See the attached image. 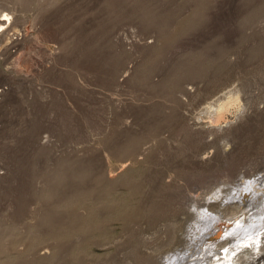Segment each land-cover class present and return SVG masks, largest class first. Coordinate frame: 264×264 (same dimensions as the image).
Returning a JSON list of instances; mask_svg holds the SVG:
<instances>
[{"label": "rangeland", "instance_id": "374dc122", "mask_svg": "<svg viewBox=\"0 0 264 264\" xmlns=\"http://www.w3.org/2000/svg\"><path fill=\"white\" fill-rule=\"evenodd\" d=\"M5 12L0 264H143L195 224L183 205L264 178V0H0ZM262 186L222 221L262 212L244 238L220 233L217 255L249 254L234 264H264Z\"/></svg>", "mask_w": 264, "mask_h": 264}, {"label": "bare ground", "instance_id": "6f19581e", "mask_svg": "<svg viewBox=\"0 0 264 264\" xmlns=\"http://www.w3.org/2000/svg\"><path fill=\"white\" fill-rule=\"evenodd\" d=\"M3 15L5 17H0V28L6 25V23H8L7 21L10 18V14L8 12L3 13ZM235 97L232 96L228 100L220 101L216 105V108H215L216 119H220L222 117V114L228 109L229 105L236 100ZM135 148H136V145H130L128 146L129 151L127 150V148L125 151L127 153L133 152ZM120 175H123V174H119L118 177ZM109 179L113 180V179H117V177H113ZM263 181H264V178H258V179L253 178L249 180L243 179L241 181L239 179L236 188L232 189V191L235 192V193L233 192L234 194L233 193H225V194L222 193L221 194L222 189L217 190L215 191V193L213 192L214 194L212 196H214V198H217V197L220 198L219 202L217 203L214 202V201H217L214 199L206 201L205 208L199 211H193V210L191 211L188 205L186 207L185 205H183L184 211H187L186 215L189 217L190 222L194 220V216H195V224L189 225V227L187 225L188 228L186 229L185 228L183 229L182 228L183 225H182L180 228V233H181L180 235L179 234L177 235L175 231L172 232V238H173L172 240L174 241L172 245L175 244L176 246V248L174 249V253L172 252V254H167L165 256L163 255L165 259H163L164 258L163 256L152 258L150 254L142 253V256L140 255L142 257V263L143 264L149 263L150 262L149 259H151L150 263H152L153 261V264H219V263L220 264H234L237 258L239 259V258H243V256L245 255L246 256L249 255L248 252L245 251L242 256H237V253H235L233 250L232 251L230 250L228 252H226L225 250L223 253L219 252V254L217 255L216 252H218V250L215 248V246H216V242L219 243L218 241L220 240L219 238L220 233H222V235L223 234L226 235V233H229V235L234 236V238L236 237L239 238L240 236L244 238V236L247 235L245 233H248L249 231L253 230L255 225L259 224L258 221L262 217L261 211L260 213H258L257 211V213L253 215V217H251V219L247 221V223L245 222V220L239 221V219L236 220L235 218V220H233L231 224L232 226H236L235 229L231 228V226H229L228 224H226L227 227L224 226L225 224L222 221L225 219V216H227V213L231 212L230 211L231 209H235L236 206L238 208L242 204V202L243 203L246 202L245 199L251 198L254 195L258 194L257 192H259V190L263 191L261 188L263 187L262 186ZM230 199L233 201L229 202ZM190 201H192V198H190ZM254 201L258 202V200L256 201V199L252 200L251 202L255 203ZM214 205L216 206L217 209L216 210L210 209V207ZM237 225H241V226L238 227ZM232 230H234V232H232ZM139 240L140 239H138V241ZM182 242L186 243L187 246L185 247L183 246L181 249H178L177 245ZM250 243L253 247H256L257 249L260 245L259 242H253V244L252 242ZM133 247H134L133 252H135V250H137L136 248L137 246L133 245ZM212 257L213 259H211L208 262L207 260Z\"/></svg>", "mask_w": 264, "mask_h": 264}]
</instances>
